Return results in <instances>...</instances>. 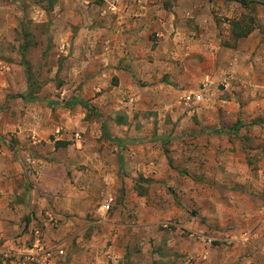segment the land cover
<instances>
[{"label":"rangeland","instance_id":"obj_1","mask_svg":"<svg viewBox=\"0 0 264 264\" xmlns=\"http://www.w3.org/2000/svg\"><path fill=\"white\" fill-rule=\"evenodd\" d=\"M248 29L246 36H236ZM179 36L184 43L178 49ZM259 40L264 44V5L257 3L0 0V114L6 113L0 122L7 126L5 122L10 121V125L13 120L8 116L15 118L17 113L15 121L27 133L20 141L12 130L4 139L24 145L34 159H41L23 168L28 188L38 182L40 193L34 203L39 214L31 210L24 215L32 225L13 234L14 245L30 244L38 235L64 249L57 264H186L187 258L192 264H249V258L263 256L260 210L255 216L258 224L253 216L241 219L229 214L228 224L213 227L215 234L206 231L215 238L211 246H205L181 233L178 221L167 219L152 229L145 211L121 209L127 203V179L139 170L130 167L135 156L142 159L143 154H151L158 169L163 163L179 174L185 170L169 153V145L182 137L173 132L186 113L184 106L194 105L178 98L177 83L167 86L164 68L171 64L182 69L187 91L199 89L206 76L222 87L229 74L223 63L234 56L233 49L247 46L249 52ZM153 69L156 81L152 75L148 79L138 75ZM157 71H161L159 77ZM24 85L25 91L20 92ZM21 93L31 99L23 101ZM102 122L113 136L124 139L121 148L103 136ZM252 125L247 123V146L240 136L247 153H252L250 165L261 160L254 156L253 145L263 142L251 131ZM140 172L134 177L139 197L131 200L139 208L144 200L140 195L148 199V184L157 182L153 176L147 181ZM249 190L261 192L263 205L264 186L249 184ZM110 198L111 209L102 214L98 209ZM100 220L105 228L98 226ZM87 222L95 231H88ZM163 230L169 233L170 246ZM231 234H246V243L252 237L262 245L252 249ZM183 239L196 241L198 249L181 251L178 242Z\"/></svg>","mask_w":264,"mask_h":264},{"label":"crops","instance_id":"obj_2","mask_svg":"<svg viewBox=\"0 0 264 264\" xmlns=\"http://www.w3.org/2000/svg\"><path fill=\"white\" fill-rule=\"evenodd\" d=\"M250 35L252 37V34ZM178 38H182L181 43L177 45L179 49L180 44L184 42L182 36ZM245 42L247 43V37ZM258 44L261 46L258 47ZM263 45V41L259 40L252 49H248L249 52H247V46L233 49L234 56L231 59L227 58L226 62L223 63L229 74L225 76L222 87L215 86L214 78L206 76L199 89L187 91L183 88L186 73L180 75L182 69L171 64L164 68L165 73H168L165 75L169 76L166 81L167 86H171V81L177 83L175 86H179V89L176 90L177 93L179 92L178 98L188 95L189 92L200 95L199 99L191 98L189 101H184L185 105L194 106L191 108L184 106L186 113L182 116L180 125H177L173 132V135L177 134L182 137L171 140L169 145V153L185 170H180L179 174L178 171L163 163L162 169H158L151 154H143L142 159L135 156L134 166L130 167L142 171V175L146 179L153 176L157 182H155L156 186L148 184L146 193L148 199L144 195H140L144 200H141L142 206L140 208L136 207L131 201L139 197V191L134 187L136 181L134 177L141 175V172L138 170L135 171V174L132 173V177L127 179L125 192V202L127 201V203L121 208L124 213L138 209L143 210L153 224L152 229L155 224L169 219L173 223L178 221L177 227L183 226L204 232L207 236L210 235L206 232L208 229H211L210 232L215 234L214 228L228 224L230 222L229 214L240 216L241 219H247V216L255 217L258 214L262 206L263 196L261 192H251L250 190L247 192V185L252 184L257 188L264 186ZM171 48L174 49V46L171 45ZM178 49L175 53L180 56ZM171 53L173 52L170 51L167 57H170ZM155 71L154 69L153 72L144 73L140 71L138 75L145 79L152 75L156 81ZM160 75L161 71H157V76ZM1 85L6 84L2 82ZM19 91L24 92L25 85ZM250 91L251 94H247ZM175 97L173 98L175 99ZM16 115L15 118L8 116V119L13 120L10 125H8L10 121L5 122L7 126H3L0 122V252L10 248L15 249L17 245H14L13 234L25 231L26 226L32 225V222L27 223L24 215L31 210L39 214V208L34 203L37 194L40 193L36 189L38 182L37 185L34 183L32 187L28 188L23 168L24 165L29 166V163H36L37 160L40 161L41 159H34L25 148H22L24 145L9 144L4 139L7 138L5 135H8V132L12 130L16 132V137L20 141L27 134L23 125L15 121L19 118L17 113ZM191 115L194 116L193 119L190 118ZM1 118L5 119L6 113H1ZM248 122H253V130L251 131L261 136V141H263L260 145H253L254 156L261 158L258 163H254L257 164V169L253 171H247V168L254 165L248 164V162L253 161L250 158L252 153H247L246 147ZM118 123L122 124V121ZM186 133H190L192 136L186 137ZM243 135H246L245 138ZM32 136L35 137L34 134ZM240 136L245 141L246 146L241 141ZM158 151L157 149L155 153H158L160 157ZM50 164L53 163H49V166L52 167ZM172 186L174 192L171 190ZM43 193L48 195L50 191ZM253 219L256 224H258L257 220L260 221L259 217ZM91 223L85 224L89 232L95 231ZM98 224H100L98 225L100 228H105L102 220L98 221ZM214 224H218V226ZM129 225L131 226V224ZM223 230L224 234L225 231ZM163 232L167 233L166 237L170 246L172 243L169 239V233L167 230H163ZM227 233L225 234L227 235ZM254 235L257 237L256 234ZM231 236L236 237L235 239H242V242L247 240L246 234L238 236L231 234ZM178 243L183 252L189 253L195 248L198 249L196 241L183 239ZM247 244L252 249L262 245L258 243L256 238L252 237L247 243L245 242V245ZM244 258L247 263V256ZM249 259V264H264V254Z\"/></svg>","mask_w":264,"mask_h":264},{"label":"built area","instance_id":"obj_3","mask_svg":"<svg viewBox=\"0 0 264 264\" xmlns=\"http://www.w3.org/2000/svg\"><path fill=\"white\" fill-rule=\"evenodd\" d=\"M183 97H180V99L188 101L191 98L199 99L200 95L189 93ZM111 201V198L104 201L98 210L102 214L109 211L111 209ZM260 212L264 214V204L261 206ZM179 230L188 238L198 240L205 246H211L213 244L214 238L205 235L204 232L188 229L183 226H180ZM11 249L0 252L1 264H57L59 259L64 255V249L60 245L50 244L38 235L30 244L24 243L17 246L14 250ZM186 264H192L191 258L186 259Z\"/></svg>","mask_w":264,"mask_h":264},{"label":"trees","instance_id":"obj_4","mask_svg":"<svg viewBox=\"0 0 264 264\" xmlns=\"http://www.w3.org/2000/svg\"><path fill=\"white\" fill-rule=\"evenodd\" d=\"M229 1H236V2H239L241 4H250V3H257V4H263L264 5V0H229ZM249 32V29L247 31H244L242 33H237V37H244L247 35V33ZM23 101H27V100H30L31 98H28L26 97V94L25 93H21L18 95ZM118 122H121V120H117ZM101 127H102V130H103V136L109 140L111 143H114L116 146H118L119 148L122 147L123 143H124V139L121 138V137H118V136H113L108 128H107V125L102 122L101 124ZM119 158H122L121 157V154H119ZM121 160V159H120ZM0 264H1V261H0Z\"/></svg>","mask_w":264,"mask_h":264}]
</instances>
